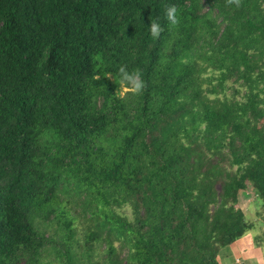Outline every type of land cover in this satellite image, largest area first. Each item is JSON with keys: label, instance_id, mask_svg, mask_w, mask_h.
Segmentation results:
<instances>
[{"label": "trees", "instance_id": "1", "mask_svg": "<svg viewBox=\"0 0 264 264\" xmlns=\"http://www.w3.org/2000/svg\"><path fill=\"white\" fill-rule=\"evenodd\" d=\"M244 193L264 0H0V264H221Z\"/></svg>", "mask_w": 264, "mask_h": 264}, {"label": "rangeland", "instance_id": "2", "mask_svg": "<svg viewBox=\"0 0 264 264\" xmlns=\"http://www.w3.org/2000/svg\"><path fill=\"white\" fill-rule=\"evenodd\" d=\"M220 167L226 168L229 171L236 170V164L231 163L229 157L218 158L213 156L211 159ZM217 186H219L217 184ZM219 188V187H218ZM244 197H239L234 202L235 209H240L242 215L251 222V226L230 244L232 254H235L234 260L230 256L221 258V262L226 259L227 264H240L241 260L245 264H264V209L259 201H257L249 193H244ZM231 204L227 202L226 205ZM222 205L221 201H215L210 204V209ZM238 258V259H237Z\"/></svg>", "mask_w": 264, "mask_h": 264}, {"label": "clouds", "instance_id": "3", "mask_svg": "<svg viewBox=\"0 0 264 264\" xmlns=\"http://www.w3.org/2000/svg\"><path fill=\"white\" fill-rule=\"evenodd\" d=\"M174 13H175V9L171 8L168 10V19L172 22L175 23V17H174ZM161 31V29L159 28V25L157 24H153L151 26V34L155 37L159 35V32ZM122 73H124V79L128 80L131 82V84L133 85V90L135 91H139L142 88V82L140 81L139 78V74H135L132 76H129L127 73L124 72V69L121 68L120 70Z\"/></svg>", "mask_w": 264, "mask_h": 264}, {"label": "crops", "instance_id": "4", "mask_svg": "<svg viewBox=\"0 0 264 264\" xmlns=\"http://www.w3.org/2000/svg\"><path fill=\"white\" fill-rule=\"evenodd\" d=\"M234 257H235V254H233V257L232 256H230V258L231 259H229V258H227L229 261H233L234 260ZM242 261V260H241ZM243 262V261H242ZM221 264H227V262H226V259H224L222 262H221Z\"/></svg>", "mask_w": 264, "mask_h": 264}, {"label": "built area", "instance_id": "5", "mask_svg": "<svg viewBox=\"0 0 264 264\" xmlns=\"http://www.w3.org/2000/svg\"><path fill=\"white\" fill-rule=\"evenodd\" d=\"M237 259H238V258H237ZM240 264H244V263L241 261Z\"/></svg>", "mask_w": 264, "mask_h": 264}]
</instances>
